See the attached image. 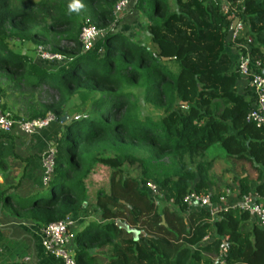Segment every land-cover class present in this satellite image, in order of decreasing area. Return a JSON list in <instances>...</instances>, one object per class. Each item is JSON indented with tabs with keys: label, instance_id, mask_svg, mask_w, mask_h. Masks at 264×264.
<instances>
[{
	"label": "trees",
	"instance_id": "obj_1",
	"mask_svg": "<svg viewBox=\"0 0 264 264\" xmlns=\"http://www.w3.org/2000/svg\"><path fill=\"white\" fill-rule=\"evenodd\" d=\"M151 1L144 45L119 31L118 20L110 25L116 0H0V77L9 72L0 87L7 101L3 109L9 113L6 106L15 103L14 120L41 119L51 112L52 124L64 130L48 183L27 196L16 195L20 183L2 190L0 212L39 230L64 221L86 201V180L98 151L135 144L151 156L141 160L137 178L121 175V161L113 166L108 192L96 194L97 221L72 238L76 264H216L223 248L225 264H264V228L252 223L248 212L234 207L212 216L207 208L191 210L184 203L194 192L220 204L226 188L213 182L210 163L202 159L217 149L227 161L243 165L234 177L238 197L254 193L264 207V125L247 121L254 97L247 87L238 89L227 45L230 20L219 13V0H175L177 10L159 19L165 2ZM226 1H243L250 56L264 69V0ZM79 7L104 30L86 52L80 29L74 28ZM33 26H41L39 36L47 43L77 47L65 69L50 74L9 46L16 28ZM248 38L239 42L247 44ZM136 84L150 102L164 107L158 121L139 117L137 100L123 92ZM74 99L90 102L89 110L61 122V108ZM148 182L158 188L156 201L145 192ZM117 221L136 230L137 238L119 229Z\"/></svg>",
	"mask_w": 264,
	"mask_h": 264
},
{
	"label": "rangeland",
	"instance_id": "obj_2",
	"mask_svg": "<svg viewBox=\"0 0 264 264\" xmlns=\"http://www.w3.org/2000/svg\"><path fill=\"white\" fill-rule=\"evenodd\" d=\"M39 1L40 0H31L33 4H36ZM162 1L165 2L164 11L163 13L162 11H160L156 16V19L162 17L163 14L167 15L177 10V5L175 0H162ZM153 6L154 5L151 0H138V3L135 4L133 7H131L125 14L113 18L112 23L110 25H112L113 27L116 20H118L119 23L116 28H118L119 31L126 33L128 32L127 36L128 37L131 36L130 38L135 40V42L147 45L146 44L147 26L149 24V14H151V9ZM75 14H76V23L74 25L75 30L80 29L83 25L87 23H92L90 19V13L87 9L83 7H79L77 10H75ZM41 29H42L41 26L16 28L15 33L12 37H10L8 44L12 49H14V51H16L17 53H22L28 59L32 60L36 65L45 69L50 74H56L59 71L65 69L67 61L75 57L78 50L76 46L69 43H64V47L60 49L50 44L49 42L48 43L45 42L39 36V33H41ZM69 29L70 27H68L67 30ZM60 31L61 30H56L53 33H57ZM244 37L248 38L247 36H245V34L243 35L242 38ZM227 45H228V50L229 48L230 49L232 48V46L231 45L229 46L228 44V39H227ZM39 49H41L43 52L49 55H57L63 57L65 58V60L42 61L37 55V51ZM168 69L173 74H175L177 67L171 64L168 66ZM3 75L7 76L9 75V72H4L0 77L1 88H4L7 82V80L3 77ZM7 84L9 85V83ZM123 92L131 93L137 100L139 106V111L137 115L139 117L140 116L148 117L153 121H158L163 117L164 107L155 105L152 102H150V97L144 93L143 88L140 87L139 84L134 85L133 88H124ZM3 102H4V98H3ZM89 105L90 102H86L83 104L80 103L77 99L71 100L63 108H61L63 114L62 118L66 117V119H68L70 115L73 114L76 116L84 114L85 111L89 110ZM48 114H52V113L47 112L46 115L41 119H44ZM52 123L53 122H51L46 128L38 131L37 133L47 129ZM56 124L58 126L54 130V136L60 137L61 135L64 134L63 125L60 123H56ZM55 148L56 146L54 145L53 147L49 148V150L55 154L56 152ZM98 152L99 153L96 155L97 162L93 163L90 169V175L86 180V188H87L86 201L89 205L88 208L89 212L84 217H87V219L86 220L82 219V221L81 219L79 220L76 219L75 226H72L69 229V235L72 238L74 235H76V233L84 229V227H86L88 224H90L93 221L94 222L97 221L98 214L95 208L96 194L98 191H103L105 193L108 192L111 173L114 169H116L113 166L121 161L122 162L121 166L117 168L119 169V171H121V175L125 177L130 176L132 178H137L141 173V165H140L141 160L147 159L148 157L151 156V151L149 149H146L144 147H139L135 144L131 146L125 145L124 149L121 150H115L113 148V149L99 150ZM202 159L205 162L210 163V171L215 176L221 175V177L224 176L231 177L232 173L238 176L242 172L240 168L242 163H240L241 165L240 164L237 165L227 161L224 158L222 152L218 151L217 149L210 150L203 156ZM244 169H248V166L245 165ZM251 176L254 177L253 174H251ZM157 206L158 209L160 210L163 204L159 202ZM84 221L85 223H81ZM72 238H71V244L69 245L71 250L73 247Z\"/></svg>",
	"mask_w": 264,
	"mask_h": 264
},
{
	"label": "built area",
	"instance_id": "obj_3",
	"mask_svg": "<svg viewBox=\"0 0 264 264\" xmlns=\"http://www.w3.org/2000/svg\"><path fill=\"white\" fill-rule=\"evenodd\" d=\"M137 0H116L113 15L114 17L125 14L131 7L136 4ZM219 13L230 20L228 31V42L232 46V50L238 52L235 67L238 71L240 82L244 84L243 88H248L251 96L254 97L252 109L247 115V121L257 126L264 125V69L259 61H255L250 56L248 44L251 39H247V44H241L239 40L243 37L246 30V19L244 16L243 1H238L236 4H231L226 0H219ZM104 33V30L97 28L91 23H87L80 28L79 43L82 52L90 50L93 44ZM239 49L243 50V54L239 53ZM37 55L42 61H63L65 58L57 55H49L41 49L37 51ZM54 121V116L48 114L44 119L35 120H14L10 113L3 109V98L0 95V133H10L14 127H17L25 135H34L38 131L46 128ZM52 151H47L42 160L43 168V184L46 185L49 181L50 174L53 169ZM145 192L153 201L160 197L157 186L148 182L145 184ZM226 191L225 194H229ZM184 203L191 208L197 205L201 208H207L212 216L216 213L212 207L208 196L197 195L194 192L184 198ZM237 207L243 212H248L250 216L264 228V207L257 202V197L254 193L241 196ZM74 221L66 218L64 221L55 222L40 229V246L44 253L59 260L62 264H76L74 254L70 249L71 236L69 229L73 226ZM210 237H206L205 241H209ZM226 250L223 248L220 252V257L215 261L216 264H225Z\"/></svg>",
	"mask_w": 264,
	"mask_h": 264
},
{
	"label": "crops",
	"instance_id": "obj_4",
	"mask_svg": "<svg viewBox=\"0 0 264 264\" xmlns=\"http://www.w3.org/2000/svg\"><path fill=\"white\" fill-rule=\"evenodd\" d=\"M124 33L127 35L128 32ZM229 53L232 60H236L238 52L229 49ZM243 87L244 84L239 81V91H242ZM4 103L7 104L5 99ZM6 107L12 116L17 114L18 106L15 103L10 102ZM57 126L56 123L51 124L47 129L34 135H25L17 127H14L8 135L0 134V192L20 183L19 189L15 191L16 195L27 196L44 186L42 160L59 138L54 136ZM25 166H27L26 170ZM210 176L213 182L226 187L223 192L230 191L220 200V204H212L215 213L238 205V190L234 185L236 184L234 177L237 175L232 173L231 177H221V175H213L210 171ZM209 192L215 194L214 185L210 187ZM88 208L89 205L85 201L81 210L69 217L74 221L73 226L76 219L81 221L87 219L84 216L88 214ZM198 208L197 205H193L191 210ZM251 222L259 225L252 217ZM39 231L30 221L12 218L0 212V264H62L44 253L40 246Z\"/></svg>",
	"mask_w": 264,
	"mask_h": 264
},
{
	"label": "water",
	"instance_id": "obj_5",
	"mask_svg": "<svg viewBox=\"0 0 264 264\" xmlns=\"http://www.w3.org/2000/svg\"><path fill=\"white\" fill-rule=\"evenodd\" d=\"M164 61H166L167 59H163ZM66 120V117H63L61 119V122H64ZM163 224H164V221H163ZM116 225L118 226L119 229H122L124 230L125 232L129 233V234H132L134 239L137 238L138 236V232L136 230H133V229H130L125 223H122L120 221H117Z\"/></svg>",
	"mask_w": 264,
	"mask_h": 264
}]
</instances>
